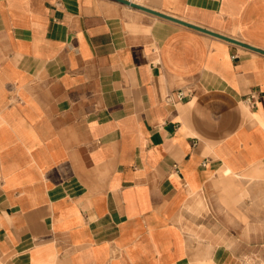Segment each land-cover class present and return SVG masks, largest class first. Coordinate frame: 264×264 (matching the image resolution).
I'll return each mask as SVG.
<instances>
[{
    "label": "crops",
    "instance_id": "obj_1",
    "mask_svg": "<svg viewBox=\"0 0 264 264\" xmlns=\"http://www.w3.org/2000/svg\"><path fill=\"white\" fill-rule=\"evenodd\" d=\"M127 1L257 50L0 0V264H264V0Z\"/></svg>",
    "mask_w": 264,
    "mask_h": 264
},
{
    "label": "water",
    "instance_id": "obj_2",
    "mask_svg": "<svg viewBox=\"0 0 264 264\" xmlns=\"http://www.w3.org/2000/svg\"><path fill=\"white\" fill-rule=\"evenodd\" d=\"M115 1H117V2H119V3H121V4H124V5H127V6H129V7H132V8L138 9V10H141V11H143V12L149 13V14H151V15H154V16H157V17H160V18H163V19H167V20H170V21L176 22V23H178V24H180V25H184V26L189 27V28H192V29H194V30H197V31L203 32V33H205V34L211 35V36H213V37H217V38H220V39L226 40V41H228V42H230V43H233V44H235V45H240V46L248 47V46H246V45H244V44H242V43H240L239 41H236V40H234V39H230V38H228V37H225V36H222V35H218V34H216V33H214V32L209 31V30L203 29V28L198 27V26H195V25H191V24L186 23V22H184V21H181V20H179V19H176V18L170 17V16H168V15H165V14H163V13H159V12H157V11H153V10H151V9H149V8L143 7V6H141V5H138V4H136V3H133V2H131V1H127V0H115ZM248 48H250V49H252V50H257V49H254V48H252V47H248ZM262 53H264V52H262Z\"/></svg>",
    "mask_w": 264,
    "mask_h": 264
},
{
    "label": "rangeland",
    "instance_id": "obj_3",
    "mask_svg": "<svg viewBox=\"0 0 264 264\" xmlns=\"http://www.w3.org/2000/svg\"><path fill=\"white\" fill-rule=\"evenodd\" d=\"M257 196L264 197V191L258 193ZM251 207L254 208V213L256 216V220H255L256 225L260 227H264V203H256L253 204ZM258 238L261 239V242L257 243L256 246L254 247L255 251L253 258H255L256 260H261L264 259V235H261Z\"/></svg>",
    "mask_w": 264,
    "mask_h": 264
},
{
    "label": "built area",
    "instance_id": "obj_4",
    "mask_svg": "<svg viewBox=\"0 0 264 264\" xmlns=\"http://www.w3.org/2000/svg\"><path fill=\"white\" fill-rule=\"evenodd\" d=\"M183 96V93H179L178 98H181ZM169 100H171V98H169ZM256 101V96L255 95H249L246 98V102L248 105L253 106L255 104Z\"/></svg>",
    "mask_w": 264,
    "mask_h": 264
}]
</instances>
